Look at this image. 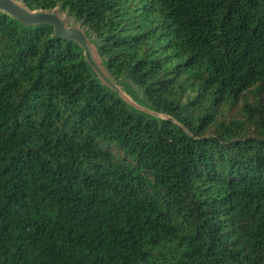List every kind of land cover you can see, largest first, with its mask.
Returning <instances> with one entry per match:
<instances>
[{
	"label": "trees",
	"instance_id": "obj_1",
	"mask_svg": "<svg viewBox=\"0 0 264 264\" xmlns=\"http://www.w3.org/2000/svg\"><path fill=\"white\" fill-rule=\"evenodd\" d=\"M23 1L82 20L176 121L0 14V264H264V0Z\"/></svg>",
	"mask_w": 264,
	"mask_h": 264
},
{
	"label": "water",
	"instance_id": "obj_2",
	"mask_svg": "<svg viewBox=\"0 0 264 264\" xmlns=\"http://www.w3.org/2000/svg\"><path fill=\"white\" fill-rule=\"evenodd\" d=\"M0 14H8L25 26H50L54 36L64 37L79 46L93 78L121 99L131 112L159 121L175 120L168 113L156 109L147 99L144 89L129 76L113 74L102 54V43L96 33L82 20L70 15L68 10H63L62 5L52 9H31L23 0H0Z\"/></svg>",
	"mask_w": 264,
	"mask_h": 264
},
{
	"label": "rangeland",
	"instance_id": "obj_3",
	"mask_svg": "<svg viewBox=\"0 0 264 264\" xmlns=\"http://www.w3.org/2000/svg\"><path fill=\"white\" fill-rule=\"evenodd\" d=\"M137 1H138V0H130V2H131V3H133V2H135V3H136Z\"/></svg>",
	"mask_w": 264,
	"mask_h": 264
}]
</instances>
